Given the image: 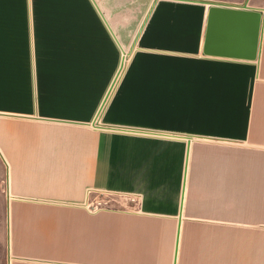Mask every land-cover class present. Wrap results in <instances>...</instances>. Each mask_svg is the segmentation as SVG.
<instances>
[{
	"label": "crops",
	"instance_id": "1",
	"mask_svg": "<svg viewBox=\"0 0 264 264\" xmlns=\"http://www.w3.org/2000/svg\"><path fill=\"white\" fill-rule=\"evenodd\" d=\"M211 6L260 12L254 59L205 53ZM249 38L218 20L216 43ZM108 91L105 125L184 137L95 127ZM0 115L3 264H264V0H0ZM245 145L252 221L218 180ZM99 192L139 206L92 210Z\"/></svg>",
	"mask_w": 264,
	"mask_h": 264
},
{
	"label": "rangeland",
	"instance_id": "2",
	"mask_svg": "<svg viewBox=\"0 0 264 264\" xmlns=\"http://www.w3.org/2000/svg\"><path fill=\"white\" fill-rule=\"evenodd\" d=\"M129 52V51H128ZM131 56V52H123V65H120L118 68V72L116 73L114 80L110 83V88L116 86V84L119 82L124 69L126 68V64L128 63ZM107 96L103 98L100 102V104L96 107L98 110V114H96V117L94 121L92 122L95 127H112L116 130L130 133V132H136V133H144V135H149L152 137H167L170 139H175L179 137H184V135H180L181 133H178L176 131H153V130H146V129H131L132 127L126 126V125H105L102 123L101 119V111L104 110L107 106V103L109 102L110 98L108 97L110 95V91L107 92ZM4 117L0 115V120H2ZM245 150V161H243V164L240 163L241 170H237L233 167V163H230V170L231 174L229 178H219L218 180L223 181V183L227 182L230 184V186H244L245 187V211H246V219L247 221L253 220V193H254V187H255V177H254V168H253V150L252 146L245 145L241 146ZM2 158H1V146H0V264H3V239H4V230H5V224L4 219L7 216V212L4 210V204H3V195H2ZM225 173V172H224ZM239 175V176H237ZM261 180V184L264 185V177ZM115 195L113 193L109 192H99L94 194L93 201L90 202L89 208L92 210H99V209H112V210H118V209H136L139 206V198L138 196L130 195L132 197H129V199H126L125 196ZM129 196V195H128ZM236 208V207H235ZM231 213L233 212L232 209H230ZM240 210H241V203H240ZM222 232H229L231 234H234L237 232V228L228 227L227 229L223 227ZM241 232V230H240ZM253 226L247 225L246 226V233L251 234L253 233ZM264 233V231L262 232ZM234 243L230 242L229 246L231 249L234 248ZM264 245V242H263Z\"/></svg>",
	"mask_w": 264,
	"mask_h": 264
},
{
	"label": "water",
	"instance_id": "3",
	"mask_svg": "<svg viewBox=\"0 0 264 264\" xmlns=\"http://www.w3.org/2000/svg\"><path fill=\"white\" fill-rule=\"evenodd\" d=\"M226 17H241L247 19L249 23V44L246 47L238 48L215 42L214 33L218 20ZM261 14L259 11L251 9L211 6L206 33V44L204 51L209 55L237 57L244 59H254L257 51L258 33Z\"/></svg>",
	"mask_w": 264,
	"mask_h": 264
}]
</instances>
